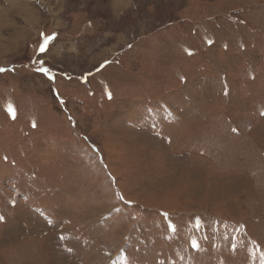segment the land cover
I'll list each match as a JSON object with an SVG mask.
<instances>
[{"label":"rangeland","instance_id":"obj_1","mask_svg":"<svg viewBox=\"0 0 264 264\" xmlns=\"http://www.w3.org/2000/svg\"><path fill=\"white\" fill-rule=\"evenodd\" d=\"M0 69V264H264V0H0Z\"/></svg>","mask_w":264,"mask_h":264},{"label":"snow or ice","instance_id":"obj_2","mask_svg":"<svg viewBox=\"0 0 264 264\" xmlns=\"http://www.w3.org/2000/svg\"><path fill=\"white\" fill-rule=\"evenodd\" d=\"M52 39H53V37H51V36L45 37L44 42H43V44L40 45L38 51L40 53L46 52L47 51V46L49 44V41L52 40ZM41 63H43V61H41ZM0 71H4V69H0ZM39 71H41V72H47L48 69L41 68V69H39Z\"/></svg>","mask_w":264,"mask_h":264}]
</instances>
